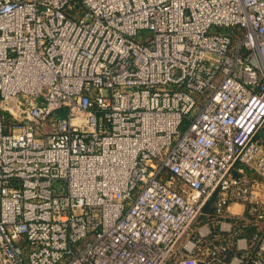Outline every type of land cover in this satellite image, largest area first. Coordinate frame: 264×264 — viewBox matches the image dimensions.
<instances>
[{"label": "built area", "instance_id": "obj_1", "mask_svg": "<svg viewBox=\"0 0 264 264\" xmlns=\"http://www.w3.org/2000/svg\"><path fill=\"white\" fill-rule=\"evenodd\" d=\"M0 264H264V0H0Z\"/></svg>", "mask_w": 264, "mask_h": 264}, {"label": "trees", "instance_id": "obj_2", "mask_svg": "<svg viewBox=\"0 0 264 264\" xmlns=\"http://www.w3.org/2000/svg\"><path fill=\"white\" fill-rule=\"evenodd\" d=\"M61 114H62V112H58V115H61ZM3 115L5 116V124H9L12 119L6 113H3Z\"/></svg>", "mask_w": 264, "mask_h": 264}]
</instances>
